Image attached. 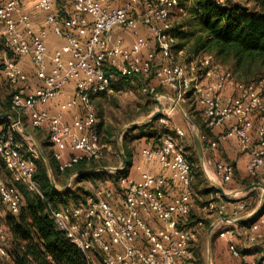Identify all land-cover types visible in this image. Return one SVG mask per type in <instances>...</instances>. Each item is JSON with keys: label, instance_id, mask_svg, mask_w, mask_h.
Returning a JSON list of instances; mask_svg holds the SVG:
<instances>
[{"label": "built area", "instance_id": "obj_1", "mask_svg": "<svg viewBox=\"0 0 264 264\" xmlns=\"http://www.w3.org/2000/svg\"><path fill=\"white\" fill-rule=\"evenodd\" d=\"M57 1L35 0L34 8L45 13V26L37 30L19 0H0L6 44L15 57H26L33 66L31 75L19 59L0 57V87L2 81L9 86L12 115L0 120V257H5L10 247L3 210L19 212L18 185L43 197L35 176L38 151L22 134V124L27 120L47 132L59 171L82 161H100L105 153L96 130L93 100L115 93L118 79L153 73L178 100L184 101L187 93L193 95L208 128L227 126L209 147L236 136L248 155L246 178L264 182V101L254 86L240 82L235 93L224 94L234 85V74L221 70L211 54L187 63L174 60L171 15L179 0H59L64 6L55 11ZM125 30L134 34L132 39L122 35ZM49 31L63 41L51 53L47 48ZM158 53L168 60L159 67ZM67 89L70 97L51 110L50 102L64 97ZM143 90L156 94L150 83ZM254 113L262 116L253 136L249 120ZM158 122L157 142L146 144L140 153L149 163L157 161L169 170L171 179L181 185L170 200L165 192L168 179L146 170L139 181L120 175L116 188L107 186L77 205L51 209L58 228L88 264H195L193 244L203 223L199 220L185 226L193 194L192 165L182 144L185 134L177 126L174 133L169 131L167 111L160 113ZM200 139L206 140V134ZM216 169L224 183L231 182L234 167L230 163L218 162ZM244 206L245 201L228 202L217 194L201 210L217 217L214 228L220 231L219 238L229 240L231 254L241 264H264L248 253L264 240V198L250 217L249 232H241L232 222L242 217ZM228 225L231 227L222 228ZM238 236L245 239L244 251L232 243Z\"/></svg>", "mask_w": 264, "mask_h": 264}, {"label": "trees", "instance_id": "obj_2", "mask_svg": "<svg viewBox=\"0 0 264 264\" xmlns=\"http://www.w3.org/2000/svg\"><path fill=\"white\" fill-rule=\"evenodd\" d=\"M178 2L177 8H182V6L189 8V23L194 26V29L183 30L181 29L182 25L177 27L172 26L170 35L173 41L174 39L179 41L171 44V52L174 50V47L177 49L175 51L176 54L183 52L185 45L193 38L191 49L195 56L211 54L215 61L219 60L222 63L226 61L230 62L234 70V76L236 74L237 77L242 78L256 77L261 72H264V0H247L246 5L225 3L224 0L222 2L218 0H179ZM5 45L8 56L16 58L6 43ZM173 55L175 60V54ZM160 56L165 58L162 54L158 53L159 58ZM262 77L264 78V74ZM138 78H145L146 83H150L156 88V93L167 91L175 94L166 86L161 85L153 73ZM120 80L124 79H118L117 81ZM154 81H156L155 84H153ZM117 84L116 82L115 86ZM255 89L257 88L255 87ZM258 93L264 101V88L261 92L258 91ZM188 94L190 93L186 94V98ZM158 118L145 123V125L150 129V123ZM195 123L199 127L200 135L206 134L207 136L206 140H202V146L205 147L209 145L210 141L216 139L211 134L212 130L205 125V121L203 123L199 122L200 124L197 121ZM136 127L130 128L129 130L136 129ZM96 130L99 134L97 124ZM147 136L148 138H153L152 142L156 143L159 133L155 137L150 135V133H147ZM124 148V153L127 157L128 151L126 146ZM43 152L48 158L50 166L54 170L59 171L52 157V151L49 153L43 149ZM188 161L194 166L191 160ZM98 166L96 161H82L72 168L59 172L70 174L80 169L95 168ZM104 172L95 171L77 175L76 183L81 182L84 178L100 176ZM115 174L119 176L126 175V171L122 169ZM35 176L43 197L37 193L28 191L22 185H18L21 193L20 210L17 214L10 213L6 219L5 228L10 239V247L7 250V255L0 257V264H88L85 255L58 228L52 218L51 209L77 205L84 202L85 198L91 194L86 191L85 194L87 196L85 195L86 197L79 201V196L74 195L70 189L65 192L57 191L52 185L46 165L42 159L36 160ZM199 176L200 178L196 181V185H192L191 181L192 190L194 187L197 189V194H201L202 196L219 194L212 185L199 188L204 180L202 175ZM258 181L259 179L250 180L249 178H244L242 186H248ZM253 192L254 190H251L247 192V195L249 196ZM192 193L193 199L197 195L193 191ZM71 196H73L72 204L68 202ZM225 200H230V198H225ZM196 202L200 207L206 204V202H198L197 200ZM193 217V212L191 213L190 209L185 226H192L201 220L203 223L202 227L204 225L209 227L214 221L208 217H205V219L199 218L198 220H194ZM215 232H217V229ZM194 255L196 256L197 252H194Z\"/></svg>", "mask_w": 264, "mask_h": 264}, {"label": "rangeland", "instance_id": "obj_3", "mask_svg": "<svg viewBox=\"0 0 264 264\" xmlns=\"http://www.w3.org/2000/svg\"><path fill=\"white\" fill-rule=\"evenodd\" d=\"M224 1L225 3L228 2L231 4H240V5L247 4V0H224ZM57 2H59V0ZM189 19H190V13H189V8L187 6L186 7L182 6V8H177L174 11H172L171 21H172V26L174 27L182 25L181 29L183 30L194 29V26L189 23ZM2 26L3 24L0 22V29L2 28ZM130 32L131 31L129 30L122 31V35L124 34V37L126 36L125 38L132 39L133 38L132 35L134 34ZM193 40L194 39L191 38L190 42L185 45V49L183 50V52L180 53L178 52L176 54L175 51H177V49L175 47L173 48L174 50L172 51V53L175 54L176 62L187 63L189 62V60H193L196 57L191 49ZM176 41L179 40L174 39V41H172L171 44H174ZM5 47H6L5 42L0 36V52L2 50L7 52ZM150 47L155 48L154 43H150ZM167 62L168 60L166 58L160 56V58L156 60V66L159 67L165 65ZM215 62L221 70L227 69L228 71H231L232 74L234 73L232 64L230 62L226 61L222 63L219 60H216ZM263 74L264 72H261V74H258L256 77H248V78L237 77V75L235 74L234 82H233L234 85H231L234 87V93L236 92V84L238 82L250 84L256 87L259 92H261L264 88V78L262 77ZM116 82L118 84L116 86L115 93L100 95L94 99V109L97 118L100 143L105 153V157L103 159H101L100 161H96L97 164L99 165L98 167H106V165L108 164L115 165L118 164L119 162L121 163L122 160L121 147L123 151H125L124 147L126 146L128 152L136 153L138 152V148L141 149L142 146H145L144 143L149 139L147 133H150V135L155 137L157 133H160L161 131V125L157 119L152 123H150L151 124L150 129L147 127V125L142 124V125H138L136 129L129 130L130 129L129 128L127 130H124V132H122V130L127 125L134 122H140L144 120L147 116H149L153 111L156 110L157 104L154 101V95L147 93L143 90V87L146 83L145 78L124 79ZM5 87L6 86H4L3 89L0 90V104L3 103L5 105L6 103L5 106H7L8 102L6 101H10V94L7 91V89H5ZM160 93L162 94L169 93L171 95L170 97H168V99L165 100L166 105L169 106L167 108L169 121L171 125L169 131L174 133L173 127L175 126L183 129L185 135L182 139V144L184 146V151L187 159L191 160L192 163L194 164V166H192L193 176H194V178H192V185H196V181L200 178L199 175L204 176L202 169H205L204 166L201 165V161L199 159L197 149L194 143V132L197 128H199L198 125L195 123V121H197L198 123L203 121V118L201 119L202 116H200L198 110L199 106L193 95L188 94L187 98L185 97V100L181 101L178 100L176 98V95L171 92L160 91ZM172 98H174L181 105L184 112L192 120L193 124H190L185 119L184 115L180 112L175 102L172 101L173 100ZM158 99L162 103V111L165 110V107H163V100H161V97H159ZM0 110H5L3 105H0ZM261 116L262 115H260V113H256V115L254 116L255 120L257 121L256 126L261 121ZM252 120L254 119L253 118L250 119L249 123L253 122ZM254 126L255 125H252L250 127L253 134L256 130V126L255 127ZM22 129L32 134V136L39 143L42 150L45 149L49 153L50 151H52L46 131L31 126L27 120L22 124ZM129 137H134V139L129 140ZM139 139L141 141H139ZM26 140L28 143L32 144L38 151L32 138L26 137ZM38 159H42L46 165V162L42 158L39 151H38ZM46 160L48 161L47 157ZM119 165H116L115 167ZM3 172L4 171L2 170V173ZM47 172L49 177L54 180L55 189L57 191L65 192L66 190L70 189L74 195L79 196L78 198L79 201L83 200L87 196V194H85L86 191L87 193L93 195L100 190H105L106 188H108L107 186L116 188L117 181L119 178V175L115 174L117 171L116 172L105 171L104 173H101L100 176H95L93 178H84L81 182L76 183L77 176H73L69 180V177L74 172L70 174H67L66 172L60 173L59 171L54 170V168H52L51 166H50V170L47 168ZM239 180H240L239 181L240 185L238 188L237 187L227 188L226 186H224L226 187L225 189L227 191H233L246 187V186H242L243 184L242 182L244 178ZM254 183H262V182L259 180L258 182H254ZM204 186H209V181L207 179L203 180L199 188H202ZM262 186L264 191V183L262 184ZM253 190H254L253 194H250L249 196L247 195L246 192V194L245 193L238 194L236 197L234 196L233 198L234 200L237 199L236 202L245 201L246 203V206H244L241 209L240 215L242 217L240 218L248 216L250 213H252L258 208L263 191L261 188H256ZM193 191L194 193H196L195 195H197L194 197L195 201L197 200L198 202L207 203L208 200L215 198V195L213 194H211V196L210 195L202 196L201 194L198 195L196 192L197 189H195L194 187H193ZM72 197L73 196H71L68 201L70 204L73 203ZM9 215L10 212L7 209H4L3 210L4 225H6L5 222ZM193 216H194L193 217L194 220L195 219L198 220L199 218L205 219V217L215 220V215L208 216L204 211L193 212ZM224 227L230 228L231 225L222 226V228ZM208 228L209 227L204 225L198 231L197 239L193 245V249H194L193 251L197 252V255L196 256L194 255L195 264H239L237 258H235L231 254V251L229 249V243H227L229 240L227 239L228 240L227 241L223 238H219L220 231L217 230V232H215V228L212 230L209 238L207 235ZM240 231L246 232V229L240 228ZM232 243L236 244V242H232ZM237 247L239 248V246Z\"/></svg>", "mask_w": 264, "mask_h": 264}, {"label": "crops", "instance_id": "obj_4", "mask_svg": "<svg viewBox=\"0 0 264 264\" xmlns=\"http://www.w3.org/2000/svg\"><path fill=\"white\" fill-rule=\"evenodd\" d=\"M19 1L22 4L23 9L26 10L30 14L32 21H33L34 25L36 26L37 30L40 29V27L45 26V21H44L45 13L38 11L34 8L35 0H19ZM63 6H64V3L59 2V3L54 5L53 10H55V11H57L59 9L62 10ZM0 36L2 37L3 41L6 43L5 37L3 35V26L0 29ZM62 42L63 41L61 39L57 38L51 31L48 32L47 48H48L49 53H51L54 49L59 47L62 44ZM5 55L8 56L7 52L2 50L0 52V57H4ZM16 58L19 59L21 66L25 70H27L31 75H33V66H32L31 62L29 61V59L26 57H23V58L16 57ZM155 82L156 81H154L153 84H155ZM4 86H6L5 89H7V91L10 94V90L4 81L1 82L0 90L3 89ZM231 93H234V87L228 86L224 90V94H231ZM160 94H162V93L154 94V101L156 102V98L161 97V100H163V107H165L164 111H167V108L169 106L166 105L165 100L168 99V97H170L171 95L169 93H165L166 95H169V96H163ZM70 95H71V92L69 91V89H67L64 97L51 101L48 107L51 108V110H56V109L60 108L62 106V103L66 100V98L70 97ZM6 102H8L7 103L8 107L5 106L6 103H5V105L3 103L0 104V105H3L5 108V110H0V115L9 113V101H6ZM198 110L200 111L199 107H198ZM67 112H68V115L71 114L70 110H68ZM255 115L256 114L254 113L253 116H251V118H250V119H252V118L254 119V120H252L253 122H250V127L252 125L256 126L257 121L254 118ZM7 117L8 116H6L4 118L0 117V120H4ZM250 127H249V132L254 136L255 132L253 130V132H254V134H253ZM226 128H227V126L225 125L222 128L213 129L211 131L213 138H216L218 133L221 130L226 129ZM133 139H134V137H129V140H133ZM139 141H141V140L139 139ZM147 141L144 143L145 145H146V143L148 144V143L152 142L153 138H149ZM142 142H144V141H142ZM141 144H140V147H141ZM140 151H141V149L138 148V152H136V153L128 152V156L126 157V159H127L126 166L123 168V170L126 171L127 175L131 176L136 181L140 180L141 173L143 171H146V170L151 171L154 175H158V176L162 175V176L166 177L168 179V186L166 187L165 192H166L167 199L170 200L174 195H176L179 192L181 185L178 182H175L171 179L169 170L162 168L161 165L157 161L149 163L144 157L141 156ZM121 162H122V160H121ZM218 162L230 163L234 166L233 180L230 184L224 183V181L222 180V178L218 174L217 169H216V164ZM119 163L115 164V165L114 164H108V165H106V167H115L116 165H119ZM247 163H248V155L244 150L241 149V147L239 145L238 138L236 136H232L226 141H219L217 146L213 149L210 148L209 145H206L205 147H203V163L201 165H203L205 168V169H202L204 179H207L209 181V185L214 186L213 185L214 183L221 185L226 192H230V191H227L225 189L226 187L227 188H233V187L238 188L240 185L239 179L246 178ZM193 178H194V176H193ZM263 183L264 182L258 183V184L262 185ZM224 186H226V187H224ZM262 191H263V189H262ZM194 194H196V193H194ZM210 196H211V194H210ZM233 198L234 197H231L230 200H228V202H234L235 200H237V199L234 200ZM190 209H191V213L202 211L201 207L196 203L195 198L191 199V208ZM249 216H250V214L248 216L243 217V218H239L242 220L239 223H235L240 228L246 229V232H249V229H248L249 228V221H250ZM216 219H217V217L215 216L214 221H216ZM148 221L151 222L152 224H155L154 220H151L148 218ZM232 242H236L237 246H239V249L244 251L243 248H244L245 239L242 236H238V237L233 238ZM248 253L250 254V257L253 260H255L257 263H261L264 260V240L259 247L255 246V248H253L251 251H248ZM237 260L239 261V259H237ZM239 264H241L240 261H239Z\"/></svg>", "mask_w": 264, "mask_h": 264}, {"label": "water", "instance_id": "obj_5", "mask_svg": "<svg viewBox=\"0 0 264 264\" xmlns=\"http://www.w3.org/2000/svg\"><path fill=\"white\" fill-rule=\"evenodd\" d=\"M160 95H164V96H169V95H166V94H160ZM175 102V104L177 105L178 109L180 110V112L184 115L185 119L190 123V124H193L192 123V120L188 117V115L184 112L183 108L181 107V105L174 99L172 98ZM156 104H157V108L155 111H153L149 116H147L144 120L140 121V122H134V123H131L129 125H127L123 130L122 132H124V130H127L129 128H133V127H136L138 125H142V124H145V123H148L154 119H156L157 117H159L161 111H162V103L160 102V100L158 98H156ZM10 117L12 118V115L10 113H7V114H3V115H0L1 118H4V117ZM22 134L25 135L26 137H30L33 139L39 153L41 154L42 158L45 160L46 162V166L47 168L50 170V164L49 162L46 160V156L42 150V148L40 147L39 143L36 141V139L32 136V134L30 132H27V131H22ZM194 143H195V147L197 149V153H198V156H199V159L201 161V164L203 163V146H202V142L200 140V133L198 131V128L195 130L194 132ZM121 155H122V162L120 163L119 166L117 167H95V168H84V169H80L76 172H74L73 174H71V176L69 177V180L73 177V176H77V175H80V174H83V173H89V172H95V171H110V172H118L120 170H122L125 166H126V162H127V159H126V156H125V153L121 147ZM51 179V178H50ZM51 182H52V185L53 187L55 188V184H54V180L51 179ZM217 190V192L223 197V198H231V197H234V196H237L238 194H243V193H246V192H249L253 189H256V188H261L263 189V186L261 184H258V183H253L251 185H248L242 189H237V190H233V191H230V192H226L223 187L219 184H216L214 183L213 184ZM264 198V191L262 193V196H261V201L258 205V208L261 206V203H262V200ZM257 208V209H258ZM256 209V210H257ZM256 210L249 216H253L256 214ZM227 220V219H226ZM242 219H237V220H234L232 221L233 223H239ZM216 225V221H214L208 228L207 230V235L208 237L210 238V234L212 232V230L214 229Z\"/></svg>", "mask_w": 264, "mask_h": 264}]
</instances>
